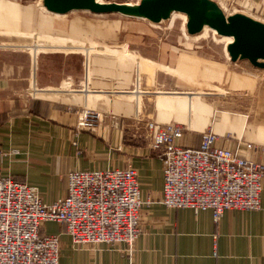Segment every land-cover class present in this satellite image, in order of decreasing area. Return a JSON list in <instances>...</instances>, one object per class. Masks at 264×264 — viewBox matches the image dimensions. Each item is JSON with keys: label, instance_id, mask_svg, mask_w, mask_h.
I'll use <instances>...</instances> for the list:
<instances>
[{"label": "crops", "instance_id": "1", "mask_svg": "<svg viewBox=\"0 0 264 264\" xmlns=\"http://www.w3.org/2000/svg\"><path fill=\"white\" fill-rule=\"evenodd\" d=\"M223 1L264 20V0ZM7 3L16 4L0 0L7 21L0 23V174L35 187L50 205L65 194L70 171L130 167L150 202L140 209L131 257L124 245H75L63 226L44 223L41 233L59 238L60 264H264V177L257 211L229 210L215 222L209 210L167 209L159 203L164 158L145 130L149 121L181 125L187 149L211 130L217 147L264 165V84L227 73L232 94L224 96L209 89L217 81L207 74L219 67L189 56L122 68L110 57H80L69 39L33 50L31 31L7 24L20 12ZM128 68L135 88L124 91L132 85ZM81 110L99 114L93 130L77 128Z\"/></svg>", "mask_w": 264, "mask_h": 264}, {"label": "built area", "instance_id": "2", "mask_svg": "<svg viewBox=\"0 0 264 264\" xmlns=\"http://www.w3.org/2000/svg\"><path fill=\"white\" fill-rule=\"evenodd\" d=\"M99 120L97 112L81 110L77 128L91 131ZM145 130L164 158L159 203L165 208L209 210L215 222L229 210L261 208L263 164L217 147L211 130L201 135L198 149L179 145L181 125L149 121ZM143 204L150 202L142 201L130 167L70 171L65 194L50 205L35 187L0 174V264H60L58 236L41 233L47 222L63 226L75 245H124L131 257Z\"/></svg>", "mask_w": 264, "mask_h": 264}, {"label": "rangeland", "instance_id": "3", "mask_svg": "<svg viewBox=\"0 0 264 264\" xmlns=\"http://www.w3.org/2000/svg\"><path fill=\"white\" fill-rule=\"evenodd\" d=\"M8 1L16 3H7L8 9L16 11L19 5L20 12L14 18L10 17L12 23L7 24L12 28L14 24L16 30L20 28L30 30L29 39L33 45L39 46L33 47V50L54 49L52 48L56 45L54 41L69 39L67 43L69 46H76L75 51L79 52L80 57L85 59L93 56L110 57L120 61L122 65L137 63V60L141 58H155L161 62H169L170 60L177 61L180 56H189L204 63H214L219 67L218 73L207 74L211 80L217 81L213 83L217 87L212 88L209 85V89L224 96L232 94L230 84L225 77L227 73L247 75L264 84V68L253 66L248 60H237L236 62L230 60L227 47L234 42L232 37L218 35L215 29L208 26H204L197 34L189 35L187 32L188 18L182 13L173 12L169 18L153 23L144 18H133L138 16L136 9L141 0H94L99 4H120L124 9L121 14H97L88 10H80L64 15L47 11L43 6V0ZM213 2L221 9L225 18L240 13L264 24L263 19L242 9L239 5L223 0ZM0 8L4 6L0 4ZM3 20L0 19V23L4 25L7 21ZM72 40L75 42L72 43ZM258 62L264 63L262 60ZM163 66L161 69L164 68ZM122 68L125 66L123 65ZM126 72L131 77L132 85L124 91H131L135 88L133 86L135 71L128 68ZM110 80L113 82L112 79Z\"/></svg>", "mask_w": 264, "mask_h": 264}, {"label": "water", "instance_id": "4", "mask_svg": "<svg viewBox=\"0 0 264 264\" xmlns=\"http://www.w3.org/2000/svg\"><path fill=\"white\" fill-rule=\"evenodd\" d=\"M47 11L64 15L71 11L88 10L97 14L123 12L117 3L99 4L94 0H43ZM138 16L153 23L169 18L173 12L188 18L189 35L199 33L204 26L215 29L218 35L232 37L234 42L227 47L232 62L248 60L253 66L264 68V24L237 13L225 18L221 9L212 0H141Z\"/></svg>", "mask_w": 264, "mask_h": 264}]
</instances>
